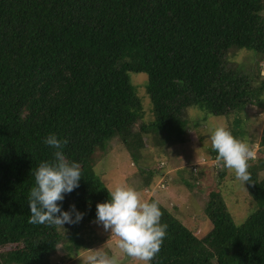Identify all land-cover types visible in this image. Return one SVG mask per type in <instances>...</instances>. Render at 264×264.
I'll return each instance as SVG.
<instances>
[{"label":"trees","instance_id":"1","mask_svg":"<svg viewBox=\"0 0 264 264\" xmlns=\"http://www.w3.org/2000/svg\"><path fill=\"white\" fill-rule=\"evenodd\" d=\"M263 11L264 0H0V264H58L59 246L81 247L96 204L109 199L96 167L112 144L138 162L143 134L176 143L193 106L215 115L264 108L262 67L230 65L245 48L264 59ZM133 72L148 74V123ZM242 123L228 128L244 139ZM49 133L67 139L66 157L81 165L78 187L58 201L85 213L79 223L29 222L33 173L54 151L43 143ZM247 171L259 207L242 223L216 192L202 236L159 204L167 229L149 264H264V157Z\"/></svg>","mask_w":264,"mask_h":264},{"label":"rangeland","instance_id":"2","mask_svg":"<svg viewBox=\"0 0 264 264\" xmlns=\"http://www.w3.org/2000/svg\"><path fill=\"white\" fill-rule=\"evenodd\" d=\"M262 14L264 16V11ZM230 65H237L246 71L262 67L264 73V59L254 50L246 48L231 55ZM131 78L144 105L143 121L148 123L154 118L152 102L146 92L148 74L133 72ZM187 117L188 128L179 134L176 143L167 148L162 147L155 143L149 131L143 134L144 148L138 162H135L124 146L114 143L105 151L96 169L109 188L121 183L134 186L140 191L142 199L157 200L202 236L212 225L205 214L212 192L224 197L237 223H242L259 207L249 194L246 181L238 180L233 170L225 168L221 160L212 157L210 133L216 125L230 127L236 123V118L241 117L244 139L250 145L253 157H264V146L260 144L264 129V108L250 106L242 113L215 115L193 106ZM81 233L85 238L78 250H71L65 244L59 246L58 264H87L86 257L100 247L109 254L115 253L121 264H142L124 254L118 247L119 237L105 230L102 224L93 221ZM67 245H72V242L68 241Z\"/></svg>","mask_w":264,"mask_h":264},{"label":"clouds","instance_id":"3","mask_svg":"<svg viewBox=\"0 0 264 264\" xmlns=\"http://www.w3.org/2000/svg\"><path fill=\"white\" fill-rule=\"evenodd\" d=\"M42 139L54 151L52 159L41 161L33 173L35 183L27 196L29 222L62 226L79 223L85 213L75 204L64 210L58 201H63L66 193L78 187L82 177L81 165L66 157L63 146L68 143L67 139L58 138L55 133ZM210 140L211 148L224 167L233 170L238 180L248 181V161L254 153L247 141L235 136L223 124L211 130ZM108 193L109 199L96 204L95 221L119 237L118 247L124 254L142 264H149L159 252L167 229V224L161 223L162 211L158 201L142 199L140 191L126 183L109 188ZM101 248L86 257L87 264H121L115 253L109 254Z\"/></svg>","mask_w":264,"mask_h":264}]
</instances>
